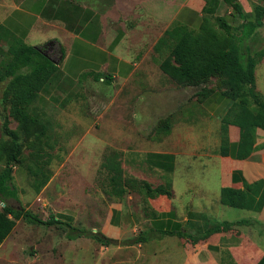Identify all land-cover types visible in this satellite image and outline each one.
I'll return each mask as SVG.
<instances>
[{
  "label": "crops",
  "instance_id": "1",
  "mask_svg": "<svg viewBox=\"0 0 264 264\" xmlns=\"http://www.w3.org/2000/svg\"><path fill=\"white\" fill-rule=\"evenodd\" d=\"M205 5V0H0V31L8 34L7 40H0V64L13 47H47V55L59 54L56 80L60 84L96 76L125 82L141 69L144 84L156 93H188L197 87L179 86L165 75L155 46L175 27L198 30ZM263 39L264 30L247 46L255 52L257 40ZM140 53H144L142 59ZM255 76L256 92L264 98V58ZM166 79L172 83L166 84ZM213 83L203 88L211 89ZM193 96L180 102L170 134L155 141L144 140V156L150 167L157 173L172 174L173 196L150 199L156 214L144 217L140 233L180 228L203 236L213 223L227 221L224 218L229 209H235L222 204V190H244L247 201L239 209L243 211L239 221L251 224L203 236L196 243L178 237L173 251L179 257L178 264H222L226 253L235 264H258L264 257V129L256 130L252 154L238 159L240 128L228 125L222 134V121L231 101L219 90L210 95L197 90ZM197 109L200 115H194ZM224 146L226 156L221 153ZM0 206L4 204L0 202ZM61 220L73 222V216ZM118 227L117 223L109 228L115 240L125 234L117 232ZM140 248L142 252L144 243Z\"/></svg>",
  "mask_w": 264,
  "mask_h": 264
},
{
  "label": "rangeland",
  "instance_id": "2",
  "mask_svg": "<svg viewBox=\"0 0 264 264\" xmlns=\"http://www.w3.org/2000/svg\"><path fill=\"white\" fill-rule=\"evenodd\" d=\"M240 1L249 14L255 6H264V0ZM223 6L218 15L229 18L234 26L241 24V20L230 18L228 6ZM247 44L250 46V40ZM261 50H264V39L257 40L256 51ZM48 55L58 61L59 54ZM143 56L144 53L139 54L141 59ZM141 71L125 82L82 79L75 84H60L56 78L52 81L35 105L43 112L41 120L46 125L42 137L44 147L39 148L35 142L23 143L21 156L27 164L24 166L22 162L15 166L18 199H9L10 205L15 208L23 206L44 220L52 214L61 219L73 216L75 227L102 232L110 238H113L110 225L118 223L119 229L115 230L125 233L119 241L133 239L140 234L144 217L148 218L152 211L144 184L151 185L153 189L159 186L168 188L173 181L171 173H157L150 167L144 156V140L155 141L170 134L171 120L179 116L180 102L188 96L193 98L196 91L203 88H193L188 93L158 94L144 84ZM215 82H211L214 89L218 88ZM165 83L172 82L166 79ZM45 102L49 104L42 109ZM200 111L197 109L194 115H200ZM167 120L168 129L164 124ZM17 126L12 120L11 128L15 130ZM2 139L0 129V141ZM38 154L42 156L40 169L50 176L49 183L39 192L28 171V166L33 165ZM46 161L48 163H44ZM107 161L120 164L123 171L121 186L127 191L121 198L108 191L117 186L103 166ZM2 168L1 164L0 171ZM242 212L229 209L224 219L239 221L243 217ZM66 231L64 226L43 227L17 220L12 234L0 245V264L179 263V257L173 251L178 237L164 238L150 233L152 239L144 243L141 252L140 244L127 246L119 243L105 247L90 238L70 241ZM155 236L158 239H153Z\"/></svg>",
  "mask_w": 264,
  "mask_h": 264
},
{
  "label": "trees",
  "instance_id": "3",
  "mask_svg": "<svg viewBox=\"0 0 264 264\" xmlns=\"http://www.w3.org/2000/svg\"><path fill=\"white\" fill-rule=\"evenodd\" d=\"M205 2L200 28L192 30L181 26L166 31L155 46V53L163 57L160 62L162 72L179 86L203 87L211 83L212 78H216L218 88L201 90L208 95L219 90L231 101L232 106L222 121V134L225 135L228 125L240 128L241 140L237 157L246 159L255 150L256 130L264 129V98L256 92L255 76L256 68L264 58V50L252 52L247 46V41L256 37L259 30L264 28V6H255L253 12L249 14L240 0H205ZM223 4L232 9V13L228 14L229 17L241 20V24L234 26L229 18L218 15ZM2 38L7 40L8 34H2L0 31V40ZM46 50L47 47H33L26 44L13 47L9 56L0 64V129L3 135L0 141V164L3 165L0 171V202L4 204L0 211V245L12 234L16 221L21 219L29 224L43 227L64 226L68 231H66L68 240L90 238L105 247L119 243L127 246L147 243L152 239L150 233L176 236L196 243L203 236L251 224V221L247 220L213 223L203 236L187 234L180 228L169 231L153 230V232H142L133 239L119 241L102 232L77 228L73 222L63 221L53 214L49 219L44 220L23 206L15 208L10 205L9 199H18L14 179L15 166L22 162L25 163L24 166L27 164V160L25 158L22 160L21 156L23 143L35 142L39 148L44 147L42 137L46 125L41 120L43 112L36 109L35 105L59 73L57 62L46 54ZM102 78L107 83L111 82V78L100 76L94 77V80L101 82ZM12 120L18 124L15 130L11 128ZM164 124L168 129L169 120ZM221 153L227 155L225 146L222 147ZM41 158L42 156L38 154L33 165L28 166V171L34 178V187L38 192L50 181L49 174L40 169ZM103 166L108 170L110 180L117 186L113 191H108L113 192L117 197H123L127 190L121 186L123 171L120 164L114 165L107 161ZM144 188L147 190L148 199L173 196L171 185L168 188L159 186L153 189L151 185L144 184ZM221 201L227 207L243 209L247 195L244 190L224 188L221 192ZM155 214L156 211L152 210L150 215ZM155 238L158 239L156 236L153 237ZM222 264L235 263L231 255L226 253ZM258 264H264V257Z\"/></svg>",
  "mask_w": 264,
  "mask_h": 264
},
{
  "label": "water",
  "instance_id": "4",
  "mask_svg": "<svg viewBox=\"0 0 264 264\" xmlns=\"http://www.w3.org/2000/svg\"><path fill=\"white\" fill-rule=\"evenodd\" d=\"M47 54V53H46Z\"/></svg>",
  "mask_w": 264,
  "mask_h": 264
}]
</instances>
